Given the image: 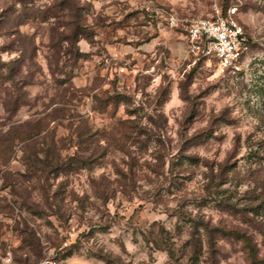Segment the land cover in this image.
<instances>
[{
    "label": "rangeland",
    "instance_id": "1",
    "mask_svg": "<svg viewBox=\"0 0 264 264\" xmlns=\"http://www.w3.org/2000/svg\"><path fill=\"white\" fill-rule=\"evenodd\" d=\"M215 1L238 69L186 60ZM263 91L264 0H0V264H264Z\"/></svg>",
    "mask_w": 264,
    "mask_h": 264
},
{
    "label": "built area",
    "instance_id": "2",
    "mask_svg": "<svg viewBox=\"0 0 264 264\" xmlns=\"http://www.w3.org/2000/svg\"><path fill=\"white\" fill-rule=\"evenodd\" d=\"M239 4L227 6L215 1L206 17L194 18L186 35V60L192 66L199 61H216L223 69H238L249 51V38L239 17ZM40 264H56L44 258Z\"/></svg>",
    "mask_w": 264,
    "mask_h": 264
},
{
    "label": "trees",
    "instance_id": "3",
    "mask_svg": "<svg viewBox=\"0 0 264 264\" xmlns=\"http://www.w3.org/2000/svg\"><path fill=\"white\" fill-rule=\"evenodd\" d=\"M263 97H264V91H263ZM52 162H49V165ZM53 170L52 171H56L59 174H67L70 170L72 169V163H67L65 161H63L61 154L58 153V155L56 154V160H54V165L52 166ZM170 253L171 255H174L173 251L170 249ZM253 259V264H258V261L254 258V256H252Z\"/></svg>",
    "mask_w": 264,
    "mask_h": 264
}]
</instances>
